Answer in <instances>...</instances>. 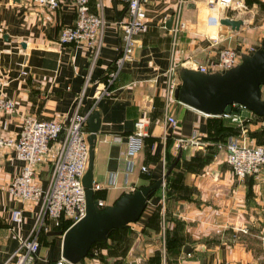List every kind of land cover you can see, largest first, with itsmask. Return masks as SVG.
<instances>
[{
    "label": "crops",
    "instance_id": "obj_1",
    "mask_svg": "<svg viewBox=\"0 0 264 264\" xmlns=\"http://www.w3.org/2000/svg\"><path fill=\"white\" fill-rule=\"evenodd\" d=\"M208 1L148 0L149 29L135 37L132 61L124 63L114 82L106 86L103 78L121 53L119 23L125 12L123 3L90 1V11L101 10L105 22L102 46L94 63L92 49L59 44L61 30L75 20L72 4L64 3L51 11L36 7L32 0H0V80L4 83L2 93L14 103V110L0 117L4 138L15 140L27 117L43 121L67 120L81 93L84 94L83 113L93 84L98 82L97 92L107 90L108 94L92 101L93 110L101 114L93 170V184L101 188L94 192L97 196L94 198L102 202L103 207L112 205L123 193L163 178L167 170L166 157L168 154L177 156L181 151L176 150L177 139H189L194 133L204 139L210 132V117L179 103L172 104L170 112L177 119L178 127L172 130L165 124L166 72L172 59V36L165 28L166 21L173 18L180 7L182 19L188 26L175 44L173 57L178 68L188 58L201 65L214 62L217 53L224 48L251 55L264 41V0H231L229 5L217 6L214 11L209 9ZM222 18L240 20L242 25L238 31H233L219 24ZM261 91L264 100V90L261 88ZM137 121L144 122L147 138L131 172L126 173L122 162L126 137ZM258 125L264 128V121ZM254 128L252 124L250 132ZM164 134L171 141L168 152L167 140L165 143L162 140ZM206 151L208 149L187 148L181 152L188 160L193 156L202 158ZM198 164L186 167L180 159L171 179L176 180L174 189L166 203L164 181L163 190L150 198L136 223L108 239L105 246L92 249L80 264H264V246L254 241V231L250 229L253 232L249 235L243 233L250 225L259 226L262 220L258 213H264V169L258 177H252V195L248 197L249 180L239 181L233 177L223 152L217 150L209 160ZM22 166L12 149H3L0 264L16 248L7 229L10 212L21 205L7 193L6 186L20 173ZM50 167L48 161L37 169L42 186L46 184ZM141 167H146L147 172H142ZM112 175L114 184L110 185ZM23 208L25 222L13 229L20 235L29 231L35 210L31 205ZM166 234L169 241L173 240V249L165 247ZM45 242L37 264L61 261V237L47 235ZM194 245L191 253H184L187 246Z\"/></svg>",
    "mask_w": 264,
    "mask_h": 264
},
{
    "label": "built area",
    "instance_id": "obj_2",
    "mask_svg": "<svg viewBox=\"0 0 264 264\" xmlns=\"http://www.w3.org/2000/svg\"><path fill=\"white\" fill-rule=\"evenodd\" d=\"M32 1L36 7L51 11L58 9L64 3L72 4L75 20L72 25L61 30L59 44L82 45L92 49L95 63L102 46L105 22L101 10L94 13L90 11L91 0ZM117 1L123 3L125 9L119 23L122 48L120 56L114 63L115 70L108 75L105 81L106 86L114 82L124 63L132 61L136 48L135 37L147 29L146 4L148 0ZM230 2L231 0H209L208 7L214 11L217 6L225 7ZM187 29L188 26L183 21L181 9L178 7L169 30L172 36V59L166 72V101L164 103L165 124L168 129L172 130L178 127L177 120L170 112L173 108L172 104L177 103L173 98V93L180 83L177 74L178 65L174 63L173 56L178 36ZM241 56L242 54L234 49L224 48L217 53V59L214 62L201 65L188 58L180 66L204 74L224 73L236 67L240 63ZM93 86L96 87L92 96L93 101L108 94L107 90L97 92L98 82ZM3 87L4 83L0 80V117L14 110V103L2 93ZM83 98V93L76 98L74 109L67 120L43 121L32 117L25 118L15 140L4 138L0 127V166L2 151L6 148L12 149L16 158L23 164L20 173L6 186L7 193L17 200L21 207L14 208L10 212L7 230L15 240L16 248L2 264H37L40 251L39 233L56 231L64 223L69 224L68 228H70L86 215L82 178L87 170L89 152L86 116L81 112ZM232 109L233 114L223 117L230 119L238 130V134L230 136L216 147L219 152L225 154V162L233 177L243 181L248 177H258L264 169V145L253 144L249 138L253 114L242 115L245 109L240 106H232ZM146 136L147 130L144 122L137 121L133 131L126 137V150L122 157L126 173L131 172L134 161L143 147V138ZM162 140L163 143L166 142L167 134L163 135ZM210 145H212L210 142L204 141L195 133L189 139H177L175 143L176 150L181 151L187 148L205 151ZM48 161L51 164L50 172L45 186H42L38 180L37 169ZM141 171L146 173L147 168L141 167ZM109 184H114V175L110 176ZM100 188L99 185L93 184L94 192ZM163 202L162 197V205ZM98 204L99 207H103L102 202ZM25 205L35 207L33 223L27 234L20 235L13 229L24 224L23 207ZM243 233L246 234L247 231L243 230ZM260 239L264 243V238ZM56 264L70 263L61 260Z\"/></svg>",
    "mask_w": 264,
    "mask_h": 264
},
{
    "label": "water",
    "instance_id": "obj_3",
    "mask_svg": "<svg viewBox=\"0 0 264 264\" xmlns=\"http://www.w3.org/2000/svg\"><path fill=\"white\" fill-rule=\"evenodd\" d=\"M173 18L165 23L171 29ZM221 26L238 31L240 20L222 18ZM179 85L174 90L175 101L207 117H223L233 114L232 106H240L249 113L264 119V100L261 88L264 87V41L251 55H242L240 63L224 73L204 74L188 68H178ZM94 86L84 108L88 131V164L82 178L85 189L86 215L65 232L51 231L50 237H61V260L70 264H80L90 254L94 244L106 242L111 232L136 223L142 216L147 202L162 189L165 177L181 159L179 151L174 162L163 178L153 184L123 193L112 205L99 207L94 198L93 170L96 137L100 131L101 114L92 107ZM194 246H187L184 253H191Z\"/></svg>",
    "mask_w": 264,
    "mask_h": 264
},
{
    "label": "trees",
    "instance_id": "obj_4",
    "mask_svg": "<svg viewBox=\"0 0 264 264\" xmlns=\"http://www.w3.org/2000/svg\"><path fill=\"white\" fill-rule=\"evenodd\" d=\"M148 29L149 28L147 26L146 31L143 32V33H146L148 31ZM114 70H115V65L113 63L111 65V67L109 68V70L107 71L105 77L103 78V81H106V79L108 78V75L111 72H113ZM255 121L256 122L257 121L263 122L264 119L261 118V117H258V116L253 115L252 123L255 122ZM209 130H210L209 136H207V137H205L203 139L205 141L211 142V144H212V145H210L207 148L208 149V152L206 151L207 152L206 155L204 157H202V158L194 157L193 156V157H190V159H188V160L184 159L183 156H182L181 160H182L184 166L187 167V165H189V164H195L196 162H199L198 165H202L204 162H206L207 160H209L210 157L218 150L217 147H216L217 144L224 143L227 140V138H229L230 136H234V135H237L238 134V130L235 128V125L230 121L229 118H224V117H210L209 118ZM256 133H260V131L259 132H256ZM261 133H264V128L262 129V132ZM251 134L252 133L250 132L249 135H251ZM146 138H147V136L143 138V145H144V141H145ZM170 144H171V141L170 140H167V142H166V150H167V152H168V149L170 148ZM166 158H167L166 166H167V170H168V168L170 167V165L174 162L176 156H172V155H169L168 154V156ZM179 161L177 162V164L175 165V167L170 171V173L164 179V181H165V203H166L167 196L170 194V192L172 191V189H174V185L173 184H174V182L176 180L175 181H172L171 179L176 174V169L179 166ZM251 179H252V177H248L247 178V180H249L248 187H247V196L248 197H250L252 195V185H253V182L251 181ZM158 192L159 191H156L155 194H157ZM94 197L97 198V196H94ZM158 211H159V217H160V214H161V205L158 207ZM164 216H165V214H164ZM160 219H161V217H160ZM165 224L166 223H164V228H165ZM68 226H69V224L64 223V224L60 225L57 228L56 231H65L68 228ZM129 226L111 232L110 235H109V237H108V239H112V238H114V236L117 233L127 230L129 228ZM166 233H167V231H166ZM250 233H252V231H248L247 232L248 235ZM45 239H47V233L41 231L39 233V237H38V240H39V243H40V248H41V246H45L47 244L45 242ZM166 239H167V243H165V247L167 249L168 248L173 249L174 248L173 240L172 241H169V239L167 238V234H166ZM106 244H107V241L106 242H100V243L94 244L92 246V248L95 247V246H97V247H99V246H105Z\"/></svg>",
    "mask_w": 264,
    "mask_h": 264
},
{
    "label": "rangeland",
    "instance_id": "obj_5",
    "mask_svg": "<svg viewBox=\"0 0 264 264\" xmlns=\"http://www.w3.org/2000/svg\"><path fill=\"white\" fill-rule=\"evenodd\" d=\"M262 89L264 90V87H262ZM174 105V104H173ZM173 109V108H172ZM173 111V110H172ZM249 112L248 111H246V110H243L242 111V115H246V114H248ZM177 120V119H176ZM259 123H261V121H255V122H253V124L256 126V128H254L252 131H251V135H249V138H250V140H251V142L253 143V144H257V145H264V133H261L262 132V127L260 126V125H258ZM260 131V133H256V132H259ZM255 206V208H256V205H254ZM261 210V209H260ZM259 210V211H260ZM258 216L260 217L261 216V221L260 222H258L259 223V226H254V228H252L253 227V225H250V226H248L247 228H246V231L248 232V231H250V229L251 230H253L252 232H253V234L256 236V238L255 237H253V239L254 240H256V241H258V242H260V244H262L263 246H264V243L262 242V240L260 239V238H264V213L262 212V211H260L259 213H258ZM263 216V217H262ZM263 229V233L261 234L260 233V230H262ZM97 248V246H95V247H93L92 249L93 250H95ZM91 249V250H92ZM264 250V249H263Z\"/></svg>",
    "mask_w": 264,
    "mask_h": 264
},
{
    "label": "bare ground",
    "instance_id": "obj_6",
    "mask_svg": "<svg viewBox=\"0 0 264 264\" xmlns=\"http://www.w3.org/2000/svg\"><path fill=\"white\" fill-rule=\"evenodd\" d=\"M99 192V191H98Z\"/></svg>",
    "mask_w": 264,
    "mask_h": 264
}]
</instances>
